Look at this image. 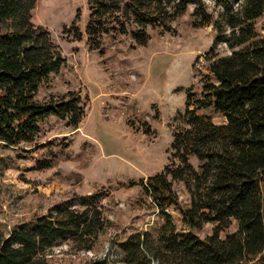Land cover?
<instances>
[{
    "label": "trees",
    "instance_id": "obj_1",
    "mask_svg": "<svg viewBox=\"0 0 264 264\" xmlns=\"http://www.w3.org/2000/svg\"><path fill=\"white\" fill-rule=\"evenodd\" d=\"M36 1L0 0L2 147L34 143L50 116L74 129L85 117L77 92L38 98L66 58L48 29L33 22ZM213 3L88 0L90 49L102 50L109 35H130L134 44L146 46L150 30L173 31L172 23L191 6V25L214 31L201 89L187 92V120L174 131L170 163L140 182L163 223L156 234L128 235L113 253L89 264H253L264 252V0ZM216 116L225 121L214 122ZM144 132L152 133L149 126ZM38 167L49 168L51 161ZM175 183L183 184L188 199H180ZM108 196L104 188L75 195L36 215L30 228L0 233V264H49L52 249L63 243L94 250L109 227L102 204ZM172 209L180 214V227ZM234 223L236 231L223 236ZM208 224L211 233L200 235Z\"/></svg>",
    "mask_w": 264,
    "mask_h": 264
},
{
    "label": "rangeland",
    "instance_id": "obj_2",
    "mask_svg": "<svg viewBox=\"0 0 264 264\" xmlns=\"http://www.w3.org/2000/svg\"><path fill=\"white\" fill-rule=\"evenodd\" d=\"M207 1L213 8V0ZM192 9L172 23L173 31L150 30L146 46L134 44L130 35H109L100 50L88 45V0L36 1L33 22L48 29L66 58L38 98L77 92L86 104L85 117L74 129L50 116L34 143L0 146V233L30 228L34 217L54 204L102 188L109 191L102 204L110 223L94 250L76 251L63 243L52 249L49 264H89L113 253L132 233H157L164 220L140 182L170 163L174 131L187 120V92L200 91L208 65L204 54L214 39L212 26L191 25ZM147 126L151 134L144 132ZM48 160L51 167L39 169ZM192 162L198 165L195 157ZM174 188L181 200L188 199L182 183ZM171 213L180 227V214ZM212 227L198 233L209 234ZM236 228L234 223L222 235ZM253 264H264V252Z\"/></svg>",
    "mask_w": 264,
    "mask_h": 264
}]
</instances>
